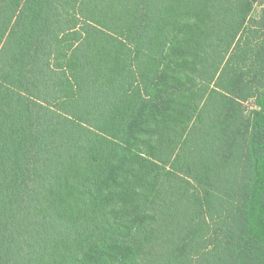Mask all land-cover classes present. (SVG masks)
<instances>
[{
  "label": "trees",
  "instance_id": "16d2710c",
  "mask_svg": "<svg viewBox=\"0 0 264 264\" xmlns=\"http://www.w3.org/2000/svg\"><path fill=\"white\" fill-rule=\"evenodd\" d=\"M0 264H264V0H0Z\"/></svg>",
  "mask_w": 264,
  "mask_h": 264
},
{
  "label": "rangeland",
  "instance_id": "374dc122",
  "mask_svg": "<svg viewBox=\"0 0 264 264\" xmlns=\"http://www.w3.org/2000/svg\"><path fill=\"white\" fill-rule=\"evenodd\" d=\"M253 103L251 100L247 101L244 103V108H245V112H248L250 110V108L252 107Z\"/></svg>",
  "mask_w": 264,
  "mask_h": 264
}]
</instances>
